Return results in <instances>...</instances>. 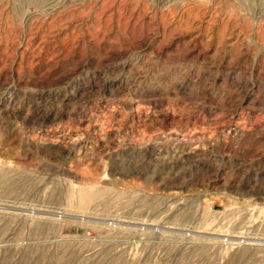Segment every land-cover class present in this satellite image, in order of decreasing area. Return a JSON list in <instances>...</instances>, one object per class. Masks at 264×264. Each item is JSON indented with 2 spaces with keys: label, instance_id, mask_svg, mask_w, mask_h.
I'll list each match as a JSON object with an SVG mask.
<instances>
[{
  "label": "rangeland",
  "instance_id": "374dc122",
  "mask_svg": "<svg viewBox=\"0 0 264 264\" xmlns=\"http://www.w3.org/2000/svg\"><path fill=\"white\" fill-rule=\"evenodd\" d=\"M0 264H264V0H0Z\"/></svg>",
  "mask_w": 264,
  "mask_h": 264
}]
</instances>
